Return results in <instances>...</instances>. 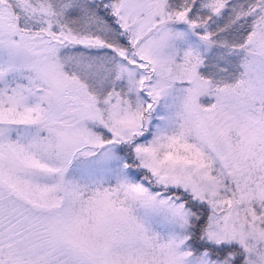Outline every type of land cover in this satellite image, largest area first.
Returning a JSON list of instances; mask_svg holds the SVG:
<instances>
[{
    "label": "snow or ice",
    "instance_id": "obj_1",
    "mask_svg": "<svg viewBox=\"0 0 264 264\" xmlns=\"http://www.w3.org/2000/svg\"><path fill=\"white\" fill-rule=\"evenodd\" d=\"M0 264H264V0H0Z\"/></svg>",
    "mask_w": 264,
    "mask_h": 264
}]
</instances>
